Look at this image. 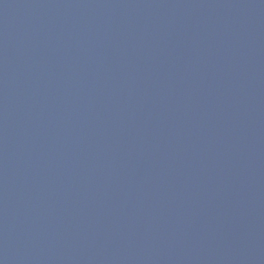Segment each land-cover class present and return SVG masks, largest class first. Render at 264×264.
<instances>
[{
    "label": "water",
    "instance_id": "95a60500",
    "mask_svg": "<svg viewBox=\"0 0 264 264\" xmlns=\"http://www.w3.org/2000/svg\"><path fill=\"white\" fill-rule=\"evenodd\" d=\"M0 264H264V0H0Z\"/></svg>",
    "mask_w": 264,
    "mask_h": 264
}]
</instances>
